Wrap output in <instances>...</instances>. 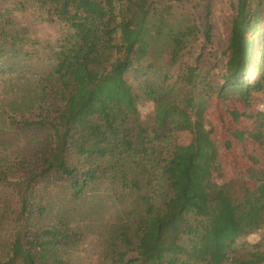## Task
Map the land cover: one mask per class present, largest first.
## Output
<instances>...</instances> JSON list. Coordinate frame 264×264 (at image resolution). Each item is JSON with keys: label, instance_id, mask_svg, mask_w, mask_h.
I'll return each mask as SVG.
<instances>
[{"label": "trees", "instance_id": "trees-1", "mask_svg": "<svg viewBox=\"0 0 264 264\" xmlns=\"http://www.w3.org/2000/svg\"><path fill=\"white\" fill-rule=\"evenodd\" d=\"M33 1L68 31L39 76L47 105L6 116L25 143L19 158L0 163V222L10 231L0 264H71L67 252L84 237L72 220L98 191L127 207L104 242L109 264H263L264 239L238 241L264 228V168L249 170L258 184L237 198L230 182L215 180L206 111L209 96L236 91L248 103L264 88V0L232 2L216 73L203 65V51L186 57L197 41L211 47L208 6L199 25L159 0ZM6 24L0 75L19 54L18 30ZM143 99L153 103L151 123L140 118ZM255 119L263 139L264 113ZM181 131L188 142L178 141ZM4 190L15 194L14 208L1 200Z\"/></svg>", "mask_w": 264, "mask_h": 264}, {"label": "rangeland", "instance_id": "rangeland-1", "mask_svg": "<svg viewBox=\"0 0 264 264\" xmlns=\"http://www.w3.org/2000/svg\"><path fill=\"white\" fill-rule=\"evenodd\" d=\"M157 1V0H156ZM169 3L176 12L191 14L199 25L202 22L204 8L210 9L212 25V44L203 49L201 41L193 46V55H186L189 62L203 51L202 62L206 67L219 71L223 61L222 50L230 28L232 2L234 0H192L179 3L177 0H159ZM42 10H38L33 0H0V24L6 21L5 28L18 30L17 40L19 54L13 71L0 75V163L19 158L24 151V139L21 134L7 125L8 114H25L31 116L47 105L48 89L42 87L40 74H45L50 61L47 56L56 48L57 41L67 34V27L59 21H49ZM26 51H31L27 57ZM209 53V54H208ZM211 53V54H210ZM137 88L140 79L131 77ZM139 115L143 121L152 122L153 103L143 99L138 104ZM258 112L264 113V88L251 93L248 103L241 94L231 91L229 95L218 98L208 97L206 120L212 127V137L216 143L217 168L214 179L230 182L234 197H240L246 186L253 187L258 181L249 176L252 168H264V138L258 137L255 118ZM180 143L189 141L186 132L177 134ZM165 156V151H161ZM4 198L15 207L16 196L4 190ZM3 203L0 201V207ZM56 200L50 202L46 221L53 219ZM126 205L105 191H98L91 197L84 209L75 215L72 226L81 229L83 239L67 252L71 264H109L103 253L105 239L114 230V226L125 220ZM8 222H0V260L3 259L5 247L10 240ZM264 239V228L239 239L238 243L250 246ZM264 264V263H263Z\"/></svg>", "mask_w": 264, "mask_h": 264}]
</instances>
